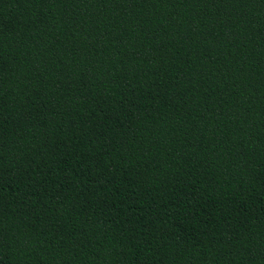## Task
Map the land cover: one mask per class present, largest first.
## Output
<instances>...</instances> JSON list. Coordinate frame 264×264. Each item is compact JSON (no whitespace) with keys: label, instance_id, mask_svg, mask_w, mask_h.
Instances as JSON below:
<instances>
[{"label":"trees","instance_id":"1","mask_svg":"<svg viewBox=\"0 0 264 264\" xmlns=\"http://www.w3.org/2000/svg\"><path fill=\"white\" fill-rule=\"evenodd\" d=\"M0 264H264V0H0Z\"/></svg>","mask_w":264,"mask_h":264}]
</instances>
